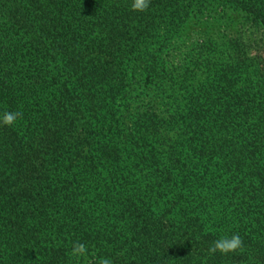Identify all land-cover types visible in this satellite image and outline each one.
Instances as JSON below:
<instances>
[{
  "label": "trees",
  "instance_id": "16d2710c",
  "mask_svg": "<svg viewBox=\"0 0 264 264\" xmlns=\"http://www.w3.org/2000/svg\"><path fill=\"white\" fill-rule=\"evenodd\" d=\"M131 2L0 0V264H264V0Z\"/></svg>",
  "mask_w": 264,
  "mask_h": 264
},
{
  "label": "clouds",
  "instance_id": "9594fccd",
  "mask_svg": "<svg viewBox=\"0 0 264 264\" xmlns=\"http://www.w3.org/2000/svg\"><path fill=\"white\" fill-rule=\"evenodd\" d=\"M151 0H132L130 8L135 12L147 11L150 6ZM20 111H5L0 114V125L11 127L15 125L18 119L22 118ZM243 250V240L238 234L231 236H221L214 240L208 248L209 255H214L219 252L222 255L235 253ZM71 256L76 258L87 257L88 247L85 243L76 241L72 245ZM97 264H113V261L108 257H101L98 259Z\"/></svg>",
  "mask_w": 264,
  "mask_h": 264
}]
</instances>
